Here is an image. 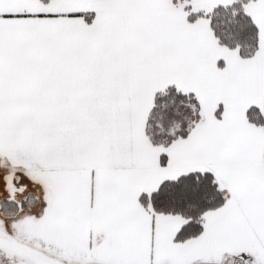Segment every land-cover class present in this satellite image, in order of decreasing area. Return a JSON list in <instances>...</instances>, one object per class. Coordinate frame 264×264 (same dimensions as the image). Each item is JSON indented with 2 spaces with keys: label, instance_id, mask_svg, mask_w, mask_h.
Segmentation results:
<instances>
[{
  "label": "snow or ice",
  "instance_id": "1",
  "mask_svg": "<svg viewBox=\"0 0 264 264\" xmlns=\"http://www.w3.org/2000/svg\"><path fill=\"white\" fill-rule=\"evenodd\" d=\"M0 264H264V0H0Z\"/></svg>",
  "mask_w": 264,
  "mask_h": 264
}]
</instances>
